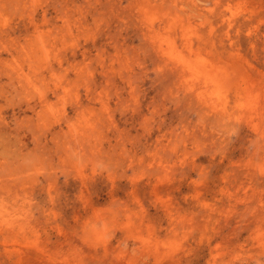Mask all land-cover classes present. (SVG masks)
I'll return each mask as SVG.
<instances>
[{"label":"rangeland","instance_id":"rangeland-1","mask_svg":"<svg viewBox=\"0 0 264 264\" xmlns=\"http://www.w3.org/2000/svg\"><path fill=\"white\" fill-rule=\"evenodd\" d=\"M23 4L0 20V123L92 126L85 150L130 168L106 186L74 152L0 199V264H264V0H59L46 24Z\"/></svg>","mask_w":264,"mask_h":264},{"label":"clouds","instance_id":"clouds-1","mask_svg":"<svg viewBox=\"0 0 264 264\" xmlns=\"http://www.w3.org/2000/svg\"><path fill=\"white\" fill-rule=\"evenodd\" d=\"M59 0H24L23 6L30 9L29 15L35 17L36 11L42 9L44 17L41 23L46 24L49 19H62L60 16L49 17L48 12H58ZM20 6V0H0V20L5 17L8 10L13 12ZM36 23L35 19L32 21ZM6 27L0 24V31ZM39 28V25H37ZM14 45L8 44L0 38V54L9 51ZM15 59V57H13ZM35 87V85H33ZM5 99L0 94V100ZM3 117L0 116V121ZM67 131L62 132L55 142L45 137L39 143L34 141L24 142L19 135H14L6 123H0V199H11L22 193L25 189L31 190L35 184L37 189L41 185H47L49 180L47 174L59 172L61 169L74 167L77 163L73 159V153L79 152L90 172L97 159L105 160V175L102 177L108 186L107 177L116 176L119 178L121 172L127 173L130 164L127 158L115 151H106L103 154H96L85 150L88 137L92 136V126H80L74 134L72 123L67 125ZM23 181V183L21 182ZM124 181L121 180L120 183ZM109 190H111L109 188Z\"/></svg>","mask_w":264,"mask_h":264}]
</instances>
